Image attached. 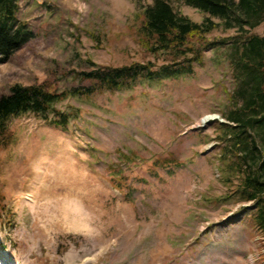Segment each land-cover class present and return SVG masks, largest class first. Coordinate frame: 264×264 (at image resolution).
<instances>
[{
	"label": "rangeland",
	"instance_id": "obj_1",
	"mask_svg": "<svg viewBox=\"0 0 264 264\" xmlns=\"http://www.w3.org/2000/svg\"><path fill=\"white\" fill-rule=\"evenodd\" d=\"M151 2L19 0V18L35 37L0 60V95L16 83L47 81L59 90L81 85L78 73L90 69L88 58L162 65L165 56L140 42V16ZM173 5L197 22L207 16L182 0ZM251 32L264 35V22ZM236 34L221 24L209 32L216 44L204 62L179 76L59 102L64 110L81 109L68 129L35 113L12 117L9 143L0 146V258L14 264H264V235L252 212L226 196L236 184L222 179L216 141L218 122L238 107L230 94L244 82L232 63L242 41ZM170 152L183 164H153ZM122 177L123 191L111 181Z\"/></svg>",
	"mask_w": 264,
	"mask_h": 264
},
{
	"label": "trees",
	"instance_id": "obj_2",
	"mask_svg": "<svg viewBox=\"0 0 264 264\" xmlns=\"http://www.w3.org/2000/svg\"><path fill=\"white\" fill-rule=\"evenodd\" d=\"M173 1L152 0L140 16V42L148 51L165 56L162 65L149 60L115 66L88 58L90 69L78 73L81 85L59 90L47 81L30 85L16 83L8 93L0 95V146L9 143L7 123L12 117L35 113L54 126L68 129L81 109L70 105L64 110L58 107L59 102L130 88L143 79L176 77L189 72L195 63L204 62L205 51L216 44L207 39L209 32L220 24L227 29L234 28L235 37L242 36V41L232 63L239 73L237 77L244 82L238 91L230 94L238 107L226 113L225 121L218 122L216 141L222 147V179L227 185L236 184L226 196L246 204L243 210L252 212L257 228L264 235V35L251 32L264 22V0H182L207 14L202 22L178 13ZM19 9V0H0L1 61L35 37L29 23L19 18ZM239 96L243 97L240 105ZM121 156L125 161L133 160L130 154L121 152ZM153 164L180 166L183 161L175 152H170L158 156ZM124 180V177L111 179L121 191Z\"/></svg>",
	"mask_w": 264,
	"mask_h": 264
},
{
	"label": "bare ground",
	"instance_id": "obj_3",
	"mask_svg": "<svg viewBox=\"0 0 264 264\" xmlns=\"http://www.w3.org/2000/svg\"><path fill=\"white\" fill-rule=\"evenodd\" d=\"M6 260V256H3V262ZM11 264H14V263H11Z\"/></svg>",
	"mask_w": 264,
	"mask_h": 264
}]
</instances>
